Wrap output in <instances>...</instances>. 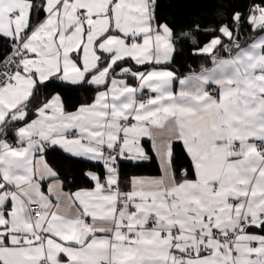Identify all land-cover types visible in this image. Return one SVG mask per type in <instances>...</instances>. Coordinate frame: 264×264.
<instances>
[{
	"label": "snow or ice",
	"instance_id": "obj_1",
	"mask_svg": "<svg viewBox=\"0 0 264 264\" xmlns=\"http://www.w3.org/2000/svg\"><path fill=\"white\" fill-rule=\"evenodd\" d=\"M158 8L0 0V264H264V0Z\"/></svg>",
	"mask_w": 264,
	"mask_h": 264
},
{
	"label": "trees",
	"instance_id": "obj_2",
	"mask_svg": "<svg viewBox=\"0 0 264 264\" xmlns=\"http://www.w3.org/2000/svg\"><path fill=\"white\" fill-rule=\"evenodd\" d=\"M215 2L216 0H158V12L166 17L175 15L180 22L197 16L210 18L215 11ZM243 2L244 0H237L239 6H242ZM132 174L154 175L155 165L144 164Z\"/></svg>",
	"mask_w": 264,
	"mask_h": 264
},
{
	"label": "built area",
	"instance_id": "obj_3",
	"mask_svg": "<svg viewBox=\"0 0 264 264\" xmlns=\"http://www.w3.org/2000/svg\"><path fill=\"white\" fill-rule=\"evenodd\" d=\"M35 207V206H34Z\"/></svg>",
	"mask_w": 264,
	"mask_h": 264
}]
</instances>
